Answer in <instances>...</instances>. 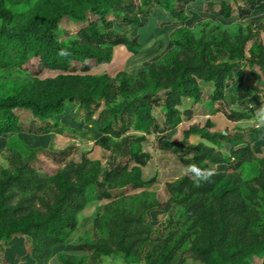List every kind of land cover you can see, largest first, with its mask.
I'll return each mask as SVG.
<instances>
[{"label":"trees","instance_id":"1","mask_svg":"<svg viewBox=\"0 0 264 264\" xmlns=\"http://www.w3.org/2000/svg\"><path fill=\"white\" fill-rule=\"evenodd\" d=\"M28 1L0 0V70L26 69L37 61L36 78L30 85L20 87L12 96L0 95V135L22 131L16 110L30 111L37 120H51L58 126L67 102H72L84 112L86 125L98 134L97 145L125 159L120 164L109 159L103 168L100 160L93 161L84 154L81 161H70L56 176L45 178L35 164L38 147L15 154L11 167L0 172V255L15 237L26 236L31 240V258L36 264H49L60 247L69 242L70 231L77 229L80 214L91 202L111 201L105 206L110 210L120 198L115 191L147 189L155 182V178L143 179L142 167L152 156L143 151L142 144L147 135L182 125V140L176 144L163 134L158 138L159 148H182L192 136H198L204 142L193 146V155L183 161L184 165L218 166V174L200 187L194 186L189 176L167 184L165 206L184 207L185 220L179 229L166 238H156L144 255L152 243L147 214L163 205L157 200L140 201L136 210L115 212L107 224V238L73 249L93 258L122 254L126 262L134 264L143 259L147 264H185L183 248L188 243L186 253L201 264H251L254 257L263 256L264 222L248 200L264 194V159L259 176L251 180V194L245 197L241 189L247 182L240 169L255 159L251 146L235 148L243 141L210 132L214 126L210 120L184 123L192 121L193 110L179 109L186 98L200 103L205 83L214 84L213 104L224 101L235 82L242 92L240 101L251 112L264 104V44L253 41L254 30L249 28L247 34H238L233 40L225 38L217 48L201 42L199 50L185 48L170 63L156 65L175 44L161 38L145 48V43L139 42L140 28L149 25L156 8L165 22L174 17L194 26L197 18H190L185 8L178 9L180 2L187 5L189 0H139L138 13L136 3L126 0H38L29 12L13 8ZM232 2L237 0L208 2L210 6L219 5L218 11L210 9L215 21L231 25L255 7L235 8ZM110 15L135 27L133 37L117 34ZM65 17L84 25L71 38L60 41L56 34ZM164 31L169 32V27ZM121 45L151 63L148 71L124 74L118 85L108 74H86L94 66L111 63L114 48ZM62 51L67 54L62 55ZM218 53L226 58L219 59ZM244 68L250 70L255 81L240 75ZM45 70L61 74L41 80L38 76ZM250 81L256 82L252 88L248 87ZM157 108L164 117L163 128L154 116ZM227 117L239 120L247 114L231 112ZM223 143L232 145L228 156L221 150ZM101 219H95L99 229ZM60 262L84 264V259L61 255Z\"/></svg>","mask_w":264,"mask_h":264},{"label":"rangeland","instance_id":"2","mask_svg":"<svg viewBox=\"0 0 264 264\" xmlns=\"http://www.w3.org/2000/svg\"><path fill=\"white\" fill-rule=\"evenodd\" d=\"M127 2H135L139 12V0H126ZM244 0H240L243 2ZM38 0H29L28 2L19 3L13 6L17 12H29L33 9L34 4ZM187 8L183 2L179 3V8ZM155 14L150 18L149 25L140 28L139 38L140 43H145V48H148L152 43L164 38L167 42H173L175 46L169 52L165 53L159 60L155 62L156 65H166L170 63L173 57L178 53L185 50V48L200 49L201 42L210 44L211 47L217 48L224 41L225 38L233 40L238 34H247L249 28L254 30L253 41H258L264 44V27L260 25L253 27L244 22H237L229 26H225L219 22L212 20H204L196 23L194 26H189V22H181L174 18L171 22H165V18L161 16L157 8L154 9ZM110 20L114 23V30L119 35H124L132 38L137 30L133 26H128L122 22V19L109 16ZM0 18V25H1ZM84 24L76 23L69 18L65 17L57 31V38L60 41L68 40L72 37ZM166 27L170 29L165 32ZM250 42L249 46L253 43ZM164 50V49H163ZM219 59H225V54L218 53ZM151 63L142 61L135 56L128 47L116 46L114 48V57L111 63L94 66V68L86 73L91 76H102L108 74L116 81L118 85L122 75L127 76L135 75L140 70L148 71ZM37 61H32L26 69H15L12 71L0 70V95L12 96L20 87L30 85L36 78ZM60 72L45 70L38 78L41 80L56 78ZM78 74L86 75L83 72ZM244 79L255 81V77L251 74L249 69H243L240 74ZM239 76V75H238ZM237 76V77H238ZM213 86L210 85L203 87V94L205 105L198 107L195 113L196 117L191 122H199L204 124L205 119L209 113L213 114L216 110L214 104L208 98ZM222 109L226 116L232 107L227 104H221ZM235 108V107H234ZM239 109V108H237ZM194 112V111H193ZM15 114L18 116L22 131L17 134L0 135V172L3 169H9L11 166V159L15 154H23L27 149L38 147L36 166L40 173L45 178H52L56 176L62 168L70 161L79 162L84 154L93 160H100L103 168L107 166V160L113 161L114 164H120L124 161V155H113L107 150L102 149L96 143L98 134L91 130L90 126L86 125L84 120V112L76 106L75 103L67 102L65 114L61 119H58V126L51 120L39 121L33 117L30 111L16 110ZM194 114V113H193ZM198 115V116H197ZM154 116L157 122L163 128L164 118L160 109L154 110ZM190 121H186L188 123ZM46 129L49 130L45 131ZM182 125L176 128H168L166 135L170 141L176 144L182 140L181 136ZM146 142L142 147L146 152L152 153V159L144 168L143 178L149 180L155 178V182L147 189L140 190H121L115 191L120 196L115 201L113 208L106 210L105 206L111 201H93L81 213L79 225L77 229L70 231L69 242L60 247V250L55 253V261L53 264H60V256H74L77 260L83 258L84 264H134L126 262L122 254L101 256L93 258L82 250L73 249L75 245L84 242L97 241L100 238H107V224L114 218L117 211H130L136 210L140 201L150 202L151 200L159 201L163 207L159 209H151L146 218L147 224L151 227L152 243L144 250V255L153 245L156 238H166L170 233L175 232L184 222V207L180 205L165 204L168 201L169 194L167 184L173 183L178 179L186 176L184 175V160H187L193 155V146L200 142L198 136H192L190 143L184 145L182 148L177 146L172 151H164L159 148L158 138L162 135H148ZM116 142V141H113ZM64 152V154H61ZM243 185L241 192L245 197L251 194L250 187L253 185L251 180L246 181ZM147 192L145 195L142 192ZM248 203L261 214V219L264 222V194L256 195ZM97 216L102 217L100 229L95 225ZM259 231L258 227H255ZM190 247V243L183 248L184 256L186 259L185 264H201L199 261L191 258L186 253ZM31 253V240L26 236L15 237L0 255V264H33ZM136 264H147L143 259Z\"/></svg>","mask_w":264,"mask_h":264},{"label":"crops","instance_id":"3","mask_svg":"<svg viewBox=\"0 0 264 264\" xmlns=\"http://www.w3.org/2000/svg\"><path fill=\"white\" fill-rule=\"evenodd\" d=\"M214 1L217 2V0H189V3L186 5L187 6L186 13L190 18L195 16L197 18L196 23L202 22L204 20L215 21L210 9H212L213 11H218L219 5L215 4L214 6H210L208 4V2H214ZM232 3L235 8L240 7L241 9H249L252 5L253 6L255 5L254 10H252V12L249 15H247L244 19L238 18L235 23L241 21L253 27H256L260 24H264V0H244L243 2H240V0H237V2H232ZM157 10L158 12H160L158 8ZM216 22L220 23V21L218 20H216ZM248 83H249L248 87L250 88L256 85V82L250 81ZM210 85L213 86V90L210 92L211 94L208 100L209 99L211 100V95L214 91V84L213 83L203 84V87L204 86L210 87ZM238 86H239V83L235 82L234 90L232 92L227 93L225 100L220 103L214 104L217 112L213 114L209 113V115L205 119L210 120L214 124L213 128L210 129V132L228 134V136L232 139L243 141L241 145H237L235 148H239V147L246 146V145L251 146V148L254 151L255 159L251 162L244 163L240 169L243 179L245 181H249V180H253L256 177H258L261 172L260 162L261 160L264 159V128H259L254 123L253 115L255 112H251L250 109L246 107V105H243L242 104L243 100L240 101L242 92L237 90ZM227 101H228V105L232 107L228 114H230L231 112L245 113L247 114V117L243 119H239V120H230L226 116V114L224 113V110L221 107V104L222 103L227 104ZM205 103L206 102L204 100V94H203V98L200 103L195 104L192 101V99L186 98L183 100V105L179 109L182 112H184L186 109H192L194 111L193 116L196 117L195 115V113H197L196 109L198 107L204 106ZM184 123H186V121ZM166 133L168 132L163 130L161 133H158L156 135H163ZM153 134L155 135V133ZM147 138L149 139L148 135H147ZM200 142H204V141L200 140ZM231 147L232 145L229 143L222 144L221 150L225 156H228L230 154ZM143 151L146 152L144 148H143ZM147 153H150L152 156L151 152H147ZM145 167H142L143 173H144ZM80 217L81 216H79V220H80ZM32 261H33V264H36V262L33 259ZM54 261H55V258L53 256L49 264H53ZM263 263H264V255L256 256L251 261V264H263Z\"/></svg>","mask_w":264,"mask_h":264},{"label":"clouds","instance_id":"4","mask_svg":"<svg viewBox=\"0 0 264 264\" xmlns=\"http://www.w3.org/2000/svg\"><path fill=\"white\" fill-rule=\"evenodd\" d=\"M61 54L66 55L67 53L62 51ZM249 106L254 107V105ZM253 121L259 128H264V104L255 109ZM217 174L218 166L201 168L196 164H189L184 169V175L189 176L196 187H200L201 183L210 182L211 178Z\"/></svg>","mask_w":264,"mask_h":264}]
</instances>
